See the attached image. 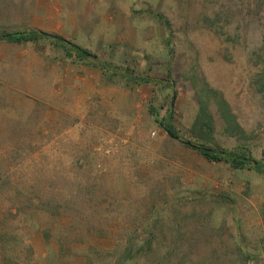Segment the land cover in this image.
<instances>
[{
    "label": "rangeland",
    "instance_id": "374dc122",
    "mask_svg": "<svg viewBox=\"0 0 264 264\" xmlns=\"http://www.w3.org/2000/svg\"><path fill=\"white\" fill-rule=\"evenodd\" d=\"M148 9L171 21L173 54ZM263 16L264 0H0V34H59L154 79L0 43V264H116L130 246L146 252L123 264H264V175L207 161L149 113L174 102L190 140L213 89L245 131L227 135L210 100L214 143L263 160Z\"/></svg>",
    "mask_w": 264,
    "mask_h": 264
},
{
    "label": "trees",
    "instance_id": "16d2710c",
    "mask_svg": "<svg viewBox=\"0 0 264 264\" xmlns=\"http://www.w3.org/2000/svg\"><path fill=\"white\" fill-rule=\"evenodd\" d=\"M146 12H148L149 15L153 17V19L165 27L169 32L166 45L169 54H173V27L171 21L164 14L156 12L152 9H148ZM210 17L211 16H206L205 21H210ZM208 27L211 29L213 28V26ZM43 41L51 43L54 47L63 52L68 59H75L83 63L89 62L93 67L110 73L113 76L120 75L121 78H124L133 86H143L154 83L153 78L149 76L138 75L134 70L131 69H125L123 73L118 71V67L111 69L112 67L108 66L106 63L98 62L99 58L94 52L81 45L68 41L59 34L41 31H16L4 32L0 34V43L21 45L25 43H41ZM255 57L264 59V45L259 51L255 53ZM255 65L262 69L259 73V82L263 84L262 88L264 89V61L262 64L257 63ZM171 75L172 70L169 66L168 77H171ZM169 83H171L170 86L172 87V81ZM197 98L199 108L198 114L191 127L192 138L190 140H181L176 128L173 126V119L175 116L174 102L170 104L163 116L161 115V112L158 111V109L154 106L149 107V113L154 118L155 123L171 138L179 140L184 147L196 152L198 155H201L207 161L216 164H227L232 170L235 171L251 170L257 172L260 175H264V159H256L252 155V151L248 146L242 144L235 149H227L214 143L215 122L213 113L211 111L210 100H215L214 106L216 108V112L224 123L225 133L232 137H241L245 135V131L238 123L235 114L231 111L230 105L224 99V97L219 92L208 88L198 91ZM145 252L146 250L143 247H140L138 250L134 251L130 246L126 249L124 256L119 259L116 264H123V262L128 259L133 260L134 254L141 255Z\"/></svg>",
    "mask_w": 264,
    "mask_h": 264
}]
</instances>
